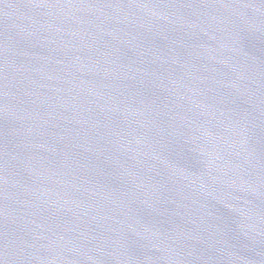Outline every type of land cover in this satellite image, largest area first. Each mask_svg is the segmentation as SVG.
Here are the masks:
<instances>
[{
	"label": "water",
	"instance_id": "water-1",
	"mask_svg": "<svg viewBox=\"0 0 264 264\" xmlns=\"http://www.w3.org/2000/svg\"><path fill=\"white\" fill-rule=\"evenodd\" d=\"M0 264H264V0H0Z\"/></svg>",
	"mask_w": 264,
	"mask_h": 264
}]
</instances>
